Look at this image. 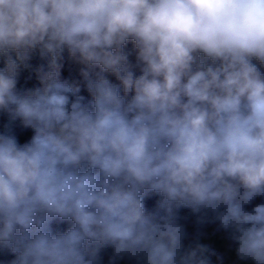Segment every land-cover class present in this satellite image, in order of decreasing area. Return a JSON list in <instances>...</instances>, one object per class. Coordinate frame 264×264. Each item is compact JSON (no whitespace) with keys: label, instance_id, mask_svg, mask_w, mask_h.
I'll list each match as a JSON object with an SVG mask.
<instances>
[{"label":"clouds","instance_id":"1","mask_svg":"<svg viewBox=\"0 0 264 264\" xmlns=\"http://www.w3.org/2000/svg\"><path fill=\"white\" fill-rule=\"evenodd\" d=\"M209 237L264 264V0H0V264Z\"/></svg>","mask_w":264,"mask_h":264},{"label":"trees","instance_id":"2","mask_svg":"<svg viewBox=\"0 0 264 264\" xmlns=\"http://www.w3.org/2000/svg\"><path fill=\"white\" fill-rule=\"evenodd\" d=\"M261 202L259 199L255 201L254 203ZM149 204H152V201H149ZM66 226V225H65ZM61 226V227H65ZM211 231V230H209ZM213 247L218 250L219 254L224 257V264H245V262H241L236 260V257L234 255V247L230 245V242L226 239H222L221 242L217 243L216 245H213ZM105 259H107V256H105ZM213 264H218L215 257H212Z\"/></svg>","mask_w":264,"mask_h":264},{"label":"built area","instance_id":"3","mask_svg":"<svg viewBox=\"0 0 264 264\" xmlns=\"http://www.w3.org/2000/svg\"><path fill=\"white\" fill-rule=\"evenodd\" d=\"M40 61L37 59V58H34L33 61H32V64L33 65H37L39 64ZM28 73L27 72H24L23 73V76H27ZM22 82H23V79H22ZM13 257L5 250H0V262H3V261H8L10 259H12Z\"/></svg>","mask_w":264,"mask_h":264},{"label":"rangeland","instance_id":"4","mask_svg":"<svg viewBox=\"0 0 264 264\" xmlns=\"http://www.w3.org/2000/svg\"><path fill=\"white\" fill-rule=\"evenodd\" d=\"M222 239H223V237H221L220 239H214L212 237H209L206 242H210L213 245H216L217 243L221 242ZM122 264H124V262H122Z\"/></svg>","mask_w":264,"mask_h":264}]
</instances>
